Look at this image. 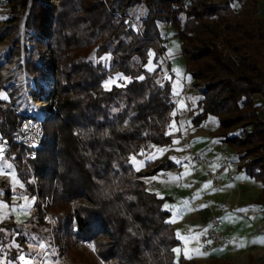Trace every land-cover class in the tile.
I'll use <instances>...</instances> for the list:
<instances>
[{
	"label": "trees",
	"instance_id": "1",
	"mask_svg": "<svg viewBox=\"0 0 264 264\" xmlns=\"http://www.w3.org/2000/svg\"><path fill=\"white\" fill-rule=\"evenodd\" d=\"M8 1L13 13L0 31V43L11 41L8 57L20 50L17 7L20 13L28 8L39 39L47 38L50 48V61L38 67L51 75L52 87L36 155L29 158L16 144L6 152L27 193L36 196V210L48 196L55 204L70 203L65 226L73 221L74 235L93 241L107 264H201L174 259L178 240L168 212L142 179L171 163L155 160L137 171L129 159L146 140L171 142L165 133L175 106L170 78L159 83L160 68L144 67L150 49L156 57L167 55L162 22L176 31L186 72L204 86L193 125L209 114L219 118L214 134L233 148L238 169L261 182L257 200L264 204V119L254 100L255 94L264 99V0ZM136 4L146 12L135 27L129 10ZM93 53H110V65L93 61ZM115 74L129 79L104 86ZM24 116L13 97L0 98L1 137L9 140ZM9 195L5 190V200ZM5 225L0 222V235Z\"/></svg>",
	"mask_w": 264,
	"mask_h": 264
},
{
	"label": "crops",
	"instance_id": "2",
	"mask_svg": "<svg viewBox=\"0 0 264 264\" xmlns=\"http://www.w3.org/2000/svg\"><path fill=\"white\" fill-rule=\"evenodd\" d=\"M165 32L168 38L176 33L173 27ZM175 38L173 49L179 52L181 42ZM168 47L169 41L166 51ZM168 62L173 83V68ZM184 74L176 78L181 90L171 89V95L179 99L166 124L165 133L171 135L170 144L152 143L149 150L130 155V162L137 171L144 170L147 162L155 160L171 163L170 167L142 179L146 189L162 199L161 206L168 212L166 220L178 240L172 248V251L179 249L173 251L175 260L182 256L201 264H264V243L259 242L264 240V204L257 200L262 184L238 169L233 148L214 134L219 125L216 115L209 114L198 126L193 125L192 118L200 110L197 105L200 93L195 90L191 75ZM0 98L10 100L4 86L0 87ZM254 100L260 104V115L264 119V99L255 94ZM3 140L0 134V222L12 219L14 223H21L27 219L33 201L25 194V184L18 176L15 161L6 155ZM215 179L222 180L219 187H215ZM5 190L10 192L11 203L5 200ZM15 210L22 214L24 211L25 216L11 213ZM213 218L222 219L223 243L204 249L201 237ZM9 261L10 264H34L33 259L23 256L20 259L10 257Z\"/></svg>",
	"mask_w": 264,
	"mask_h": 264
},
{
	"label": "rangeland",
	"instance_id": "3",
	"mask_svg": "<svg viewBox=\"0 0 264 264\" xmlns=\"http://www.w3.org/2000/svg\"><path fill=\"white\" fill-rule=\"evenodd\" d=\"M262 7L264 6L260 5V9ZM16 10H19L18 14H20V19L16 21L18 28L15 33L20 37V50L9 58L8 50L11 48V41L0 43L2 86L10 94V98L15 99V105L20 113L27 117L36 116L43 126L46 114L51 106L47 94L52 85L48 82L51 75L45 73L44 69L39 70L38 67L42 68L43 64L50 61L49 42L47 38L39 39L29 16L28 8L23 13L22 11L20 13L19 7ZM0 11V31H5L6 26L9 24L6 23V19L12 16L13 13L8 0H0ZM145 12L146 8L143 4H136L130 8L129 15L133 26H140V21ZM26 19H28L29 24L25 23ZM158 26L161 36L169 41L168 50L165 52L167 55L162 54L156 57L155 51L150 49L144 67L148 71L159 67L157 81L163 83L165 79L170 78L169 60L173 68L171 89L174 92L179 91L182 86L176 78L186 73L185 59L178 51L173 49L177 41L175 36L167 37L165 31L167 28L172 27L170 23L162 22L158 23ZM167 41L164 42L166 47ZM91 59L108 67L111 62V54L105 53L100 57H95L93 53ZM133 60L135 63H139L138 58L135 57ZM30 62L35 63L36 67L33 70L30 69ZM128 79L127 76L115 74L105 80L103 84L108 87L113 83L127 81ZM196 82L193 81V83ZM40 90L41 95L38 93ZM25 194L33 201V206L28 209L27 219L21 223H14L12 219L1 221L6 225L1 228L0 264H10L9 258L13 256H17L19 259L22 256L29 257L34 260V264H107L96 253L93 241H82L74 235L73 221L70 222L68 227L65 226L67 210L71 208L70 203L55 204L52 196H48L40 200V208L36 210L34 208L36 196L29 195L27 192ZM6 201L11 203L10 197ZM11 213L25 216L24 211L23 214L22 211L18 212L16 210ZM11 264L15 263L12 262Z\"/></svg>",
	"mask_w": 264,
	"mask_h": 264
},
{
	"label": "built area",
	"instance_id": "4",
	"mask_svg": "<svg viewBox=\"0 0 264 264\" xmlns=\"http://www.w3.org/2000/svg\"><path fill=\"white\" fill-rule=\"evenodd\" d=\"M195 90L201 92L204 88L202 83H195ZM179 97L176 95H170V101L173 105L177 104ZM43 136V126L36 116H24L16 129L13 131L9 140H3L5 148L7 149L10 144H16L23 147L30 158H34L37 148L40 145L41 138ZM152 147V142L146 140L143 144V150H149ZM222 183L221 179H215V187H219ZM221 218H213L207 225L205 234L201 237V245L204 249L212 246H220L223 243V234L221 232L222 226ZM211 240V243L208 241Z\"/></svg>",
	"mask_w": 264,
	"mask_h": 264
},
{
	"label": "snow or ice",
	"instance_id": "5",
	"mask_svg": "<svg viewBox=\"0 0 264 264\" xmlns=\"http://www.w3.org/2000/svg\"><path fill=\"white\" fill-rule=\"evenodd\" d=\"M140 78L143 79V77H140ZM188 79L190 80L191 77L189 76ZM109 83H111V81H109ZM106 86H107V85H106ZM161 151H163V150H161ZM150 158H151V157H150ZM133 160H134V158H133ZM177 163H179V161H177ZM178 178H179V177H177L176 179H178ZM205 187H208V185H206ZM185 205H187V202H185ZM165 207L167 208L168 205H165ZM240 211H247V210H246V209H240ZM177 235H179V233H177ZM259 242H260V243H264V240H261V241H259ZM208 243H211V240H209ZM240 246H243V245L241 244ZM41 247H43V245H41ZM90 247H91V245H90ZM173 251L178 252L179 249H174Z\"/></svg>",
	"mask_w": 264,
	"mask_h": 264
}]
</instances>
